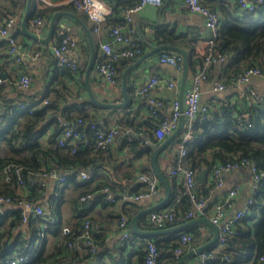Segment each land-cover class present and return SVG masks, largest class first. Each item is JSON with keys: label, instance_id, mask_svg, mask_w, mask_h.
Here are the masks:
<instances>
[{"label": "trees", "instance_id": "16d2710c", "mask_svg": "<svg viewBox=\"0 0 264 264\" xmlns=\"http://www.w3.org/2000/svg\"><path fill=\"white\" fill-rule=\"evenodd\" d=\"M137 1L126 6L133 5ZM204 3L208 5L205 0ZM26 4L27 0H0V21L15 16L21 18ZM213 5L209 6L220 10L223 14L213 49L216 52L222 53L227 58L222 63L224 65L223 80L227 86L234 85L246 68L255 65H260L264 68V2L258 7L256 12L245 13L242 16L236 14L238 11V1L227 3L226 0H215V4L213 3ZM125 7L121 8V13ZM115 8L117 6L113 5L112 9ZM52 9L35 8L30 12L29 19L31 20L37 16H48L47 12ZM122 22L123 18L121 16L119 21L110 24L109 27L116 26ZM156 37L159 40V44L167 43L187 49L189 53V68H192L197 60L199 61L194 56V38L189 40L191 43H188L184 34L177 35L174 29H168L166 25H159L157 27ZM138 42L143 50L140 55L134 58L124 57L115 61L116 83L120 88L122 87L125 69L132 61L146 52V41ZM58 68L73 73L67 67ZM84 71L85 68H80L82 77ZM1 84L0 89L2 87ZM132 88L129 86L130 93L132 92ZM122 98L123 94L121 93L120 100ZM131 98V103L127 107L129 110L126 118L121 119L123 123L116 125L120 126L122 130L131 129L135 135H133L132 139H129L127 135L122 133L117 139L123 136V146H127L137 156L147 155L150 158L155 147L146 143V140L149 138L156 145L160 144L154 134L158 120L147 114L145 120L136 121L133 114V103L136 99L132 96ZM46 100L47 102H45ZM244 101V107H239L237 102L226 98L219 99L216 104L209 105V110L205 113H199L195 119L191 130L192 137L186 141H184L183 137L188 130V125L184 126L182 132L171 143H174L176 140L183 142L186 147V154L183 160L187 166L192 167L197 172L201 171L204 167H207L211 171L213 165L218 162L237 161L245 158L255 163L259 169L264 170V102L253 101L247 103L246 100ZM23 103L30 104L28 107H22L21 104ZM44 103L46 105L37 107L35 100H25L20 102L18 107L16 105L10 107L11 112H14V117L10 121L8 109L5 112H0V115L5 119L0 124V196L10 198L11 203L17 206L13 209H6L5 214L0 217V264H12L11 261L16 257L28 254H32L30 260L21 264H64L62 258L67 257L69 253L82 254L81 258H85L88 260L87 262H91L93 259L90 258H94L95 261H92V264H127L128 261L125 258L127 246H122L117 256L114 254L110 255L109 262L104 261L105 255L99 251L94 232L93 238L97 244V251L95 253H91L86 249L84 246L85 241L82 238L79 239V242L83 244L82 250H77L69 244L78 240L85 220L90 219L93 221L87 209L90 199L94 202L100 201L103 204H115V202H111L106 198L107 192L105 188H108L117 197L111 185L106 181H102V183L93 187L92 182L96 177L83 179L78 176L80 170L98 166L97 164L101 156L109 150L95 149L92 146L95 132V128L92 125L110 127L100 122L96 114L87 112L86 106L90 105L95 109H100L101 106L87 98L84 101L74 102L68 107L56 104L55 101L51 102L47 98L44 99ZM31 108L32 112L29 110ZM72 111L75 113H71ZM244 113H247V115H244ZM58 115L74 122L84 133V137L77 141L75 150L69 145H60L57 141V137L59 138L62 132ZM18 116L22 117V119L18 120ZM78 119L81 121L78 122ZM52 124H55V131L50 141L52 145L45 147L42 141L38 139L46 132L47 127ZM143 125H145V129L142 128ZM56 141L57 143L54 145ZM1 142H5L11 154L3 153ZM10 164L22 167L20 171L21 181L18 179L15 168L11 169L10 177H6L4 171ZM51 168H56L64 175L66 173H63L62 169H72L71 174H66V183L80 186L82 190L73 200V214L78 215L76 226L73 228L69 227V232L65 234L64 244L60 251L56 253H44L46 238H41L42 226L39 224L42 221L41 217H30L27 221V227H29L28 237H25L23 232L17 231V228L23 222V209L18 202L21 200H31L44 206L43 200L45 198L47 182L42 173ZM142 173L154 174L155 171L149 168ZM139 175L137 176L138 180ZM25 185H29L30 193L24 195L18 194L16 188ZM182 185L181 192H173L167 203V205H172L176 211L174 221L167 225V227L182 224L189 220L186 217V213L193 207V201L186 192L184 182ZM213 188V180L208 186H204L197 179V194L199 198L209 199L214 192ZM98 190L101 193L94 196V193ZM86 194H90L91 196L82 200V197ZM61 195H64V192ZM252 198L254 201L249 204L248 213L238 221L236 232L227 236L226 244L222 249L223 254L229 255V260L217 259L216 261L220 264H246L252 259L256 261L257 257L264 253V182L261 183L259 190L253 194ZM121 212L122 210H120V214L118 215V224L122 213L125 211ZM126 214L129 215L128 212ZM134 215H129L130 222ZM202 225H205V223L198 222L174 233H179V235L181 233H189L192 236L191 244L196 239H199L200 232L197 229ZM57 227L58 218L55 222L50 223L45 230L49 231L51 228L50 230L55 231ZM140 227L143 229H154L150 225L143 227L141 223ZM179 235H176L171 240L172 242L169 239H161L162 237L158 235L147 236L158 247V264L176 263L178 259L175 257L174 249L178 245ZM37 241H40L39 247L37 246ZM215 246L208 247L206 250H210ZM163 247H166V249L170 248L171 250L167 254L162 253ZM138 251L139 262L137 264H142L146 252L143 249H139ZM60 253L63 255L60 256Z\"/></svg>", "mask_w": 264, "mask_h": 264}, {"label": "crops", "instance_id": "0c3cea01", "mask_svg": "<svg viewBox=\"0 0 264 264\" xmlns=\"http://www.w3.org/2000/svg\"><path fill=\"white\" fill-rule=\"evenodd\" d=\"M64 1L65 0H32L31 11L35 8H53L47 12L48 16H44L46 23L41 25L38 29H35L31 25L29 19V28L32 31H36L42 38L47 36L55 13H62L55 21L54 34L48 43L34 40L21 30L22 19L26 12L27 4L22 17H14L16 24L12 29V33L22 44V52L24 56L23 61H18L16 57L10 53L7 38L0 33V77L3 81L0 89V112H5L8 109V117H10L9 121L14 117V112H11L10 107H14L15 105L18 107V104L25 100H35L37 107H41L46 105L44 99L47 98L51 102L55 101L56 104L68 107L74 102L84 101L86 98L89 99L86 69L91 55L94 52L96 59L103 54L100 43L108 38L107 32L109 25L119 21L122 16V7H125L136 0H104L106 4L112 7L113 5L117 6V8H115L116 10L112 9V12L107 16L106 22L101 25L99 30L95 29L96 22L90 19L86 12L77 9L73 4ZM205 1L208 5L214 6L213 3L215 4V0ZM226 1L227 3L237 2V0ZM218 11L220 12V16L223 17L222 12L220 10ZM69 12L73 13L75 16L71 15ZM236 14L239 15L238 11ZM159 25H166L168 29H174L175 34L177 35L184 34L188 43L190 42L189 40L193 38L195 39L194 56L199 59V61L197 60L192 68H189L186 84L187 89L191 84L193 74L201 69L202 59L197 54V50L206 46V42L203 38L210 35V29L208 31L205 18L200 13L189 10L186 6L185 0H164L160 6L147 4L134 15L133 20L135 37L140 42L146 41V52L151 50L152 47L159 45V40L156 37L157 27ZM65 34L72 35L77 41V47L72 51V54L79 61L80 68H85L83 77L81 76L80 70L72 73L56 66L55 58L50 50V45ZM34 51H40V55L35 57L33 55ZM26 70L32 73L33 79L28 87L22 88L18 86L17 81L21 74ZM155 74L159 75L162 82L157 85L152 94L156 98L162 99L168 103L167 113H170L171 101L176 96L179 97L180 81L182 79L183 71L179 74L175 67L160 63L159 52L147 57L141 64L129 72V86H141ZM223 74L224 65L221 62H215L210 66L209 81L203 86L201 104L211 106L216 104L219 99L226 98L237 102L239 107H244L245 101L238 85H228L223 91H214L212 89L216 80L223 79ZM177 78H179L178 89H176V87L169 88L166 82L172 79L176 80ZM88 82L89 86L100 100L106 102H122L124 100V98L120 100L121 93L123 94L122 87L120 88L116 82L111 83L107 81L94 67L90 70ZM250 84L257 91L264 92L263 76L252 77ZM146 101V98L141 97L136 99L133 103V114L136 121L146 119L148 114ZM128 110L129 108L127 107L118 109L101 107L100 109H95L93 106H86L87 112L90 114H96L100 122L107 124L109 127L123 123L121 122V119L123 120L126 118ZM71 113L74 114L75 112L72 111ZM17 119L21 120L22 117L18 116ZM142 128L145 129V125H143ZM54 131L55 124L49 125L46 132H44L38 140L42 141V144L45 145V147L52 145L50 141ZM57 141L54 142V145H56ZM162 142L163 140L159 141L160 144ZM179 143L180 141L176 140L174 143L165 147L159 153L157 158V163L163 176L167 180L171 194L173 192H181L183 188V180L181 176L171 173V167L179 153ZM123 145V136H120L119 139L115 141L113 147L104 152L101 156L98 161L99 163L97 164L98 166L89 167V169H95L97 171L96 179L92 182V186L96 187L99 183H102V181H106L111 185L119 201L112 205L108 203L103 204L100 201L94 202L90 199L88 201L89 204L87 205V209L94 221L93 232L98 243L99 251L105 255L104 261L109 262L110 255L114 254L117 256L120 248L122 246H127V250L125 251V258L128 261L127 264H137L139 262V251L132 246L122 245L120 240L121 229L118 224L120 210L122 209L128 212L129 215H136L140 210L156 205L162 201L166 192L164 186L161 184L160 191L157 195L145 198L138 202L123 203L122 199L127 194L140 192L146 188L145 183L138 180L137 176L143 171H147L149 168L153 169L152 155L150 158L147 155L137 156L131 152L127 146ZM158 145L155 143V146L153 147L156 148ZM1 148L3 153L11 154V151L6 146L5 142H1ZM204 169H206L207 172L203 180L200 181L199 175ZM61 171L66 174L72 173V169L70 168H64ZM197 179L203 183L204 186H208L212 181L211 171L207 167H204L198 172ZM45 181L47 182V186L45 188V198L43 200L44 207L49 214L57 215L58 227L55 231L50 230L51 228L49 231H46L44 253H56L62 249V245L64 244V227L68 226L73 228L77 224L78 215L75 213L73 214V200L82 188L67 183L60 185L54 179H46ZM236 186H240V190L234 198L233 203L227 207L228 216H232L238 210L244 208L247 205L249 197L252 195L253 187L251 183L250 167L242 166L225 173L223 185L215 190L212 196L208 199L209 217L214 202L224 197L230 189H233ZM16 192L21 195L29 194L30 187L29 185L17 187ZM62 192H64V195H61ZM100 193L101 192L98 190L94 193V196ZM168 202L169 200L155 209L165 207ZM2 207L6 210L13 209L17 206L13 203H5ZM147 215H142L140 217L139 225L141 223L143 227H147L145 219ZM39 224H42L41 221ZM27 225V222H23L19 228H17V231L23 232L25 237L29 236V227H27ZM197 230L200 232L199 239L192 242L185 253L203 245L214 235L213 229L206 223L205 225L198 227ZM176 235H179V233H169L158 236H161V239H169L170 242H172L171 240H173ZM170 250V248L166 249V247H163L162 253L167 254ZM62 255L63 254L60 253V256ZM81 257L82 254L76 255L69 253L67 257L62 259L64 264H92V261H95L94 258H90L93 259L91 260L92 263L87 262L88 260ZM216 260L217 259L213 260L211 264H220ZM198 262L199 253H196L189 256L183 264H198ZM246 264L257 263L252 259Z\"/></svg>", "mask_w": 264, "mask_h": 264}, {"label": "built area", "instance_id": "2783aa9c", "mask_svg": "<svg viewBox=\"0 0 264 264\" xmlns=\"http://www.w3.org/2000/svg\"><path fill=\"white\" fill-rule=\"evenodd\" d=\"M164 0H138L135 4L126 6L122 11L123 22L108 28V38L101 41V48L103 54L95 59L94 68L99 74H101L107 81L116 82V64L115 61L120 58H134L140 55L143 50L140 43L135 37V29L133 27L134 15L139 12L147 4L160 6ZM238 1V13L244 15L245 13H254L258 7L264 2V0H237ZM73 4L77 9L87 13L90 19L96 22V30H99L101 25L105 23L107 16L112 12V7L104 0H65ZM186 6L190 11L200 13L206 22V26L210 29V35L203 38L206 42L204 48L197 50V54L203 59L200 71L196 72L192 76L191 84L185 90L183 102L176 96L170 103V113H167L168 103L162 99L156 98L152 93L162 79L159 75L155 74L151 76L143 85L135 86L132 88L131 96L134 99L141 97L146 98L148 104V114L158 120V125L154 131L155 137L161 141L169 136L177 128L180 117L184 115L186 118L185 125H188V130L184 134V141L191 139L192 127L195 119L199 113L207 112L209 110L208 105L201 104V96L203 93L204 84L209 81V69L215 62L224 63L227 58L220 52L214 51L215 38L219 31L221 24L220 12L204 3V0H185ZM31 25L38 29L41 25L46 23V19L43 16H37L30 20ZM16 24L14 17H10L0 22V33L7 38L8 49L12 55L16 57L18 61H23L22 44L18 41L16 36L12 33V29ZM77 47L76 39L70 35H62L58 40L54 41L50 45V50L55 58L57 67H67L73 72L80 70V63L77 58L72 54V51ZM33 55L36 57L40 55V51H34ZM159 62L168 64L182 73L183 71V56L175 51L162 50L159 52ZM254 76L264 77V68L260 65L251 66L245 69L240 74L236 84L240 87V91L244 100L247 103L253 101L264 102V92L257 91L251 84V79ZM33 79V75L30 71H24L19 77L17 83L19 87H28ZM179 78L168 80L166 82L169 88L178 89ZM0 77V83H2ZM227 84L223 79L215 81L212 89L214 91H223L226 89ZM47 102V100L45 101ZM30 103L21 104L22 107H28ZM32 112V108L29 109ZM247 115V113H244ZM58 120L62 127V132L59 135L58 143L60 145H69L75 150L78 140L84 137L83 131L75 125L74 122L64 119L58 115ZM5 121L4 117L0 115V124ZM81 120L78 119V122ZM94 139L92 146L95 149H110L113 147L117 137L124 133L129 139H132L134 132L131 129L122 130L120 126H112L106 128L103 126H95ZM152 141V140H151ZM148 138L146 143L151 142ZM186 154V147L183 142L179 143V153L175 158L173 166L171 167V173L181 176L186 192L193 201V207L186 213L188 219L196 217L208 216L209 217V203L206 198H199L197 194V175L198 172L190 166L184 163V156ZM242 166H248L251 169V183H252V195L249 197L247 205L238 210L232 216L227 215V207L231 205L234 198L240 190V186H236L230 189L224 197L214 202L212 206V212L210 219L213 223L217 224L220 230V235L217 245L210 250H203L199 253L198 264H211L213 259L229 260L228 254H223L224 248L229 234L235 233L238 221L244 217L249 211V204L253 203V194L259 190L262 182H264V170H261L257 165L248 159H240L237 161L218 162L213 165L211 170L212 180L214 181L213 191L217 190L224 183V175L227 172L233 171ZM15 168L18 174L19 181L22 180L20 171L21 166L10 164L4 171L7 178L10 177L11 169ZM97 175L95 169H82L78 172V176L83 179H92ZM42 176L45 179H54L58 184H65L67 181L66 174H61L56 168H51L48 171H43ZM139 180L144 182L146 188L140 192H132L124 196L123 203L138 202L145 198L153 197L160 191L161 182L159 177L150 173H141ZM107 192L106 198L111 202H118L119 199L115 197L108 188H105ZM91 195L86 194L82 197V200L89 198ZM5 203H11L10 198L0 196V209H3L2 205ZM22 207L23 222L26 223L30 217H41V238L45 237V229L57 220L56 215H51L47 212L45 207L31 200H21L18 202ZM122 210V209H121ZM124 210H122L123 212ZM121 212V213H122ZM127 212H123L119 221V227L121 229L120 240L122 245L132 246L134 249H143L146 252L144 261L142 264H158L159 250L156 243L147 236L136 234L131 227L130 217ZM176 217V211L172 205H167L162 208L152 210L146 219L147 226L150 225L153 228H165L172 223ZM22 222V223H23ZM93 225L94 222L87 219L83 223V229L80 237L77 241L69 243L70 246L75 247L77 250L83 249V244L79 242V239H84V246L86 249L95 253L97 251V244L93 238ZM65 234L69 232V227H64ZM192 236L189 233H181L178 237V245L174 249V254L179 259L187 250ZM40 241H37L39 247ZM37 251V249H36ZM32 254L18 256L11 261L12 264H21L28 262ZM257 264L264 263V253L259 255L255 261Z\"/></svg>", "mask_w": 264, "mask_h": 264}, {"label": "water", "instance_id": "95a60500", "mask_svg": "<svg viewBox=\"0 0 264 264\" xmlns=\"http://www.w3.org/2000/svg\"><path fill=\"white\" fill-rule=\"evenodd\" d=\"M32 9V0H28L27 3V9L26 12L24 14V17L22 19V24H21V30L27 35L30 36L32 39L34 40H38L40 42L43 43H48L53 34H54V27H55V21L57 19V17L62 14L61 12H57L55 13V15L52 18L51 21V25H50V30L47 34V36L45 38L40 37L36 31H32L29 28V17H30V12ZM71 15H74L73 13L69 12ZM75 16V15H74ZM209 31V28H208ZM162 50H171V51H175L180 53L183 56V75H182V79L180 81V90H179V99L181 102H183L184 99V94H185V89H186V84H187V78H188V73H189V63H188V56L189 53L187 51V49L180 47V46H175V45H171V44H167V43H163V44H159L156 45L154 47H152L151 50L147 51L146 53H144L143 55H141L136 61H134L133 63H131L129 65V67L124 71L123 73V81H122V92H123V98L124 100L122 102H106V101H102L99 98H97V96L95 95V93L93 92V90L91 89V87L89 86V73L90 70L94 67L95 64V53L93 52L91 55V58L89 60L87 69H86V78H87V88H88V92H89V99L91 101H93L94 103L100 105L101 107H110V108H126L128 107V105H130L131 103V93L129 91V72L135 68L136 66H138L139 64H141L143 62V60H145L147 57L155 54L156 52L162 51ZM186 122V118L184 117V115H182L180 117V121L179 124L177 126V128L173 131V133H171L169 136H167L163 142L158 145L153 153H152V166L153 169L156 173V175L159 177L161 184L164 186L165 188V197L163 198L162 201H160L159 203H157L156 205H153L151 207L145 208L140 210L132 219H131V227L132 230L138 234V235H142V236H149V235H164V234H169V233H174L177 232L183 228H186L188 226H191L195 223L198 222H204L206 224H208L214 231V235L213 237L207 241L206 243H204L203 245L197 247L196 249L187 252L185 254H183L177 261L176 264H183L184 261L191 255H194L196 253H200L203 250H205L208 247H211L213 245H217L218 243V239H219V235H220V230L217 224L213 223L212 220L209 217H196L193 219H189L188 221L179 224V225H175V226H170V227H165V228H154V229H143L140 227L139 225V220L140 217L142 215H147L149 214L152 210H154L155 208L162 206L163 204H165L171 196V190L169 188V185L167 183V180L165 179V177L163 176L161 169L159 168V165L157 163V158L159 153L168 145H170V143L175 139V137H177L183 130L184 125ZM150 146H155L154 142H150L149 143ZM207 170L204 169L200 175H199V180L202 181L205 174H206ZM5 214V210L4 209H0V217L3 216Z\"/></svg>", "mask_w": 264, "mask_h": 264}]
</instances>
